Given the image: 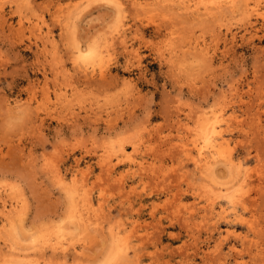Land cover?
<instances>
[{
  "label": "rangeland",
  "instance_id": "374dc122",
  "mask_svg": "<svg viewBox=\"0 0 264 264\" xmlns=\"http://www.w3.org/2000/svg\"><path fill=\"white\" fill-rule=\"evenodd\" d=\"M175 1L0 0V203L20 201V232L26 226L24 234L18 228L10 233L15 238L18 232L17 239L8 236L10 225L2 227L0 264L19 256L32 264H264V0H251L247 10L241 3L233 14L227 9L225 17L203 15L208 0H198L197 12ZM78 47L98 53L95 67ZM215 109L216 120L227 119L218 124L231 151L217 154L223 163L218 159L213 174L202 173L192 161L191 140ZM224 154L243 167L228 166ZM215 169L217 182L207 178L216 180ZM236 170L242 179L251 173L248 182L234 177ZM208 184L225 190L214 197L205 192ZM66 187L89 197L80 202L91 209L88 219L95 220L96 208L103 214L99 228L73 227L80 207L71 202L84 197L73 195L74 201ZM232 188L239 190L231 193L239 196L236 207L235 196L227 197ZM220 206L233 207L228 210L244 222L219 216ZM58 235L67 257L52 251ZM27 238L44 250L32 240L30 247ZM73 250L83 254L73 260Z\"/></svg>",
  "mask_w": 264,
  "mask_h": 264
},
{
  "label": "bare ground",
  "instance_id": "6f19581e",
  "mask_svg": "<svg viewBox=\"0 0 264 264\" xmlns=\"http://www.w3.org/2000/svg\"><path fill=\"white\" fill-rule=\"evenodd\" d=\"M162 1H164V0H162ZM169 1H170V0H169ZM173 1H175V0H172V2H173ZM196 1H197L198 3L195 2V0H188V1H187V0H180L181 3H179V0H178V3H179L180 5L183 4V8H185V9H187V10H188V9L191 10V8L195 6L194 9H195L196 12H197V10H198V8H199V5H201L202 3L199 4V1H198V0H196ZM250 1H251V0H208V3H207V1H206V3H207L206 6L203 5V6H204L203 9H204L205 11L202 10L203 12L201 11V13H202L203 15H205V14H206V15H212V14L214 13L213 16H215V14L217 15L218 13H220V16H224V17H225V14H226V10H227V9H228V11L230 10L231 13H232V12H238V9H241V7H240V4H241V3H244V6H246V7H245V8L243 7V8L246 9V8H248L249 6H251V5H250ZM256 1H257V0H256ZM259 1H260V0H259ZM259 1H257V2H259ZM261 1H262V0H261ZM172 2H171V3H172ZM175 2L177 3V1H175ZM188 2H189V3H188ZM201 2H202V1H201ZM139 3H140V2H139ZM165 3H168V2H165ZM169 3H170V2H169ZM169 3H168V5H170ZM191 3H192V4H191ZM256 4H257V3H256ZM256 4H255V5H256ZM174 5L178 6V5L175 4V3H174ZM257 5H258V4H257ZM260 5H261V4H260ZM260 5H258V6H256V7L259 8ZM172 6H173V5H172ZM241 6H243V5H241ZM200 7H201V6H200ZM178 8H179V7H178ZM201 8H202V7H201ZM251 8H252V7H251ZM253 8H254V7H253ZM253 8H252V10H254ZM173 9H176V8L173 7ZM185 9H184V10H185ZM194 9H193V10H194ZM179 10H180V9H179ZM182 10H183V9H182ZM195 10H194V11H195ZM199 10H200V9H199ZM199 10H198V11H199ZM246 10H247V9H246ZM246 10H245V13H244L245 16H246L247 14H248V16H249L250 14H249L248 12L246 13ZM256 10H258V9H256ZM256 10H255V11H256ZM188 11H189V10H188ZM230 11H229V13H230ZM239 11H240V10H239ZM242 11H244V10H242ZM255 11H254V12H255ZM199 13H200V12H198V14H199ZM201 13H200V14H201ZM204 13H205V14H204ZM241 13H242V12H241ZM256 13H258V12H256ZM191 14H192V13H191ZM198 14H197V16H198ZM200 14H199V16H200ZM202 14H201V15H202ZM232 14H233V13H232ZM239 14H240V12H239ZM259 14H260V13H259ZM192 15H195V14H192ZM218 15H219V14H218ZM241 15L243 16V13H242ZM230 16H231V14H230ZM245 16H244V17H245ZM195 17H196V16H195ZM200 17H202V16H200ZM200 17H198V18H200ZM232 17H235V16L232 15ZM236 17H237V16H236ZM236 17H235V18H236ZM204 18H205V17H204ZM226 18H228V17L226 16ZM246 18H250V17H247V16H246ZM69 25H70V24L68 23V26H69ZM78 48H79V47H78ZM76 52H77V51H76ZM79 53H80V55H81V58H84V62L87 61V62H89L88 64L91 63V65H92L93 67H95L96 64H94V63H95L96 61H95L94 59L96 58V56L98 55V53H96V51H95L94 49H89V50L85 53L84 50H82L81 48H79ZM99 56H100V55H99ZM92 61H93V62H92ZM78 65H80V64H78ZM78 65H77V66H78ZM81 65H83V64L81 63ZM83 66H84V65H83ZM83 66H82V67H83ZM78 67H79V66H78ZM84 67H85V66H84ZM85 69H86V68H85ZM103 76H104V75H103ZM228 99H229V98H228ZM229 100H230V99H229ZM231 100H233V99H231ZM217 109H218V108H217ZM217 109H215V110H217ZM219 109H221V108H219ZM205 113H207V112H204V114H205ZM208 113H209V112H208ZM210 113H212V116H213V113H215V111H214V112L211 111ZM216 113H217V115L213 116V118L207 116V117L204 118V120H202L203 118H202V116L200 115L202 121H199V122L197 121V122H198V125H197V127L195 128V129H196L195 131H196V133H197V136H196L195 139L191 140V141H192V144H191V145H193V149H192V148H191V149H192V151H194V149H195L196 152H197V155L195 154V156L192 157V158H193L192 161L195 162L196 166L199 167L198 169H200V171H201L202 173H205V172L208 173V171H210V173H212V172H211V171H212V168H214V165H217L216 163H217L219 160H220V164L223 163V162H221L222 159H219V158H222L221 155L224 153L223 150H227V151H228V149H230V147H231V146H228V149H227V148L224 149V146H223V145L227 146L226 144H224V143H227V140H225L226 138L223 139V138L225 137V136H223V130H224L225 128H223V126H222V128H221V126L218 124V122L221 121V120H220V121L218 120L219 118H218L217 120L214 118V117L217 118V116H218V110H217ZM204 114H203V116L206 115V114H205V115H204ZM232 114H233V113H231V115H232ZM229 115H230V114H229ZM233 115H234V114H233ZM220 117H221V116H220ZM224 117H225V116H224ZM229 117H230V116H229ZM199 118H200V117H199ZM226 118H228V117H226ZM199 120H200V119H199ZM213 120H214V121H213ZM226 120H227V119H226ZM226 120H224V118L222 117V121L225 122ZM178 121H180V120H178ZM222 121H221V122H222ZM228 121H229V120H228ZM232 121H233V116H232ZM230 122H231V120H230ZM177 123H178V122H177ZM180 123H181V122H180ZM199 123H200V124H199ZM181 124H182V123H181ZM181 124H179L180 127H181ZM227 124H229V123H227ZM225 126H226V125H225ZM225 126H224V127H225ZM233 126H234V125H233ZM148 127H149V126H148ZM185 127H187V126H185ZM230 128H231V127H230ZM146 129H147V127H146ZM184 129H185V128H184ZM191 129H192V128H191ZM222 129H223V130H222ZM226 129H227V128H226ZM228 129H229V128H228ZM148 130H149V129H148ZM229 130H230V129H229ZM146 131H147V130H146ZM224 131H225V130H224ZM144 132H145V131H144ZM149 132H150V131H148V133H149ZM190 132H191V131H190ZM230 132H231V131H230ZM187 133H188V132H187ZM150 134H151V132H150ZM192 134H193V133H192ZM184 135L186 136V132H185ZM184 135H182V136H184ZM182 136H181V137H182ZM188 136H189V135H188ZM194 136H195V135H194ZM229 136H230V135H229ZM138 137H139V136H138ZM165 137H166V136H165ZM178 137H180V136H178ZM228 138H229V137H228ZM230 138H231V136H230ZM145 139H146V138H145ZM145 139H144V140H145ZM164 139H165V138H164ZM167 139H168V138H166V140H162V141H163V142H164V141L166 142ZM184 139L186 140L187 138H184ZM220 139H223V140H220ZM140 140H141V138H140ZM168 140H169V139H168ZM185 140H184V141H185ZM134 141H135V140H134ZM138 141H139V140H138ZM132 142H133V141H132ZM165 142H164V143H165ZM177 142H178V141H177ZM133 143H134V142H133ZM135 143H136V142H135ZM139 143H141V141H139V142L137 143V145H138ZM131 144H132V143H131ZM131 144H130V145H131ZM143 144H144V143H143ZM166 144H169V143L167 142ZM135 145H136V144H134V146H135ZM185 145H187V147H188L189 143H186ZM229 145H230V144H229ZM170 146H172V145H170ZM174 146H175V145H174ZM176 146H177V144H176ZM179 146H180V145H179ZM222 146H223V147H222ZM132 147H133V146H132ZM181 147H182V148H185L184 143H183V146H180V148H181ZM126 148H127V147H126ZM170 148H171V147H170ZM174 148H175V147H174ZM174 148L172 147V149H174ZM176 148H178V147H176ZM176 148H175V149H176ZM188 148H189V147H188ZM133 149H134V150H131V151H135V150H136L135 148H133ZM175 149H174V150H175ZM174 150L171 151L172 154L174 153ZM176 150H177V149H176ZM176 150H175V151H176ZM119 151H121V153H122V148H121ZM131 151H130V152H131ZM136 151H137V150H136ZM168 151H169V150H168ZM230 151H231V149H230ZM177 152H178V151H177ZM177 152H176V153H177ZM184 152H185V151H184ZM121 153H120V154H121ZM126 153H127V151H126ZM128 153H129V152H128ZM178 153H179V152H178ZM227 153H229V152H227ZM115 154H116V153H115ZM115 154H114V155H115ZM170 154H171V153H170ZM193 154H194V153H193ZM217 154L219 155V158H218ZM229 154H230V153H229ZM121 155H122V154H121ZM129 155H130V153H129ZM173 155H174V154H173ZM186 155H187V154H186ZM116 156H117V154H116ZM126 156H128V155H126ZM174 156L176 157V155H174ZM230 156H231V154H230ZM121 157H123V156H121ZM121 157H119V158H121ZM130 157H131V155H130ZM187 157H188V155H187ZM224 157H225V161H226V158H227V157L225 156V154H224ZM111 159H112V158H110V156H109V160H111ZM122 159H123V158H122ZM125 159H127V158H125ZM218 159H219V160H218ZM178 160H179V159H178ZM187 160H188V159H187ZM235 160H236V159H235ZM235 160H234L232 157H229V159H227L226 162H227L228 166L231 165L233 169H234L233 166H242V167H243V165H241V164H242L241 162L238 161V163H236ZM239 160H240V159H239ZM181 161H182V160H181ZM184 161H185V160H184ZM100 162H102L101 164L104 166L103 161L101 160ZM108 162H109V161H108ZM182 162H183V161H182ZM187 162H188V161H187ZM194 162H193V163H194ZM104 163H105V162H104ZM148 163H149V162H148ZM117 164H118V163H117ZM149 164H150V163H149ZM106 165H107V162H106ZM115 165H116V164H115ZM143 165H144V164H143ZM150 165H151V164H150ZM107 166H108V165H107ZM145 166H146V165H145ZM145 166H144V168H145ZM157 166H158V165L156 164L155 170L158 169ZM105 167H106V166H105ZM112 167H113V166H112ZM141 167H142V166H141ZM160 167H161V166H160ZM160 167H159V168H160ZM164 167H165V166H164ZM193 167H194V166H193ZM224 167H225V166H224ZM242 167H239V170H240L241 172H243ZM110 168H111V167L108 168V171L111 170ZM144 168H142V169H144ZM147 168H148V167H147ZM153 168H154V167H153ZM153 168H152V169H153ZM194 168H195V167H194ZM217 168H218V167H217ZM236 168H238V167H236ZM240 168H241V169H240ZM145 169H146V168H145ZM227 169H228V168H227ZM57 170H58V169H57ZM139 170H140V169H139ZM149 170H151V168H149ZM149 170H147V171H149ZM158 170H159V169H158ZM230 170H231V169H230ZM55 171H56V169L54 170V172H55ZM60 171H61V170H59L58 172H60ZM152 171H153V170H152ZM161 171H162V170H161ZM215 171H216V172H215ZM236 171H237V170H236ZM240 171H237L238 175H236L235 173H234V174H235V175H234V174H233V171H232V172L230 171V172L234 175V177H235V176H238V177H239V176L241 175ZM56 172H57V171H56ZM149 172H150V171H149ZM153 172H154V171H153ZM156 172L159 173V171H157V170H156ZM198 172H199V171H198ZM214 172H215L214 176H216V180H215V178H213V175H212V176H209L210 173H209L208 176H207V175H206V176H207V178H209L210 180H214V182H217V176H219V173L217 172V169H215ZM162 173H163V172H162ZM216 173H217V174H216ZM239 173H240V175H239ZM243 173H245V171H244ZM247 173H248V172H247ZM55 174H56V173H55ZM159 174H160V173H159ZM196 174H197V173H196ZM212 174H213V173H212ZM245 174H246V173H245ZM245 174H244V175H245ZM250 174H251V173H250ZM250 174H249V175H250ZM151 175L154 176V173H152ZM163 175H164V174H163ZM165 175H166V174H165ZM198 175H199V174H198ZM201 175H202V174H201ZM203 175H204V174H203ZM203 175H202V177H203ZM244 175H243V176H244ZM249 175H247L246 177H244L245 179H242L243 176L241 175L242 178H241V176H240V178L242 179V181H240V178H237V177H236V179L239 180L240 182H242V184H243V181H244V180L247 181V180L249 179ZM59 176H61V174H60ZM157 176H159V175L156 174V177H157ZM204 176H205V175H204ZM167 177H169V176H167ZM210 177H212V179H211ZM163 178H165V177H163ZM200 178H201V177H200ZM203 178H204V177H203ZM203 178L200 179V180H203ZM205 178H206V177H205ZM207 178H206V179H207ZM218 178H219V177H218ZM56 179H57V183H58L59 180H62L63 182H66V180L64 179V176H63V177L61 176L60 179L56 177ZM58 179H59V180H58ZM165 179H166V178H165ZM167 179H168V178H167ZM64 180H65V181H64ZM71 180L73 181V179H71ZM165 181H166V180H165ZM246 181H245V182H246ZM59 182H61V181H59ZM63 182H62V183H63ZM75 182H77V184H79V182L76 180V181H74V183H73L74 185H75ZM82 182H83V181H82ZM240 182H239V183H240ZM247 182H248V181H247ZM62 183H61V184H62ZM70 183H71V182H70ZM70 183H69V182H68V184H67V183H64V185H65V186H69ZM210 183H213V181H211ZM237 183H238V181H237ZM239 183H238V184H239ZM73 184H72V185L70 184V187H73ZM233 184H234V181H233ZM240 184H241V183H240ZM62 185H63V184H62ZM62 185H61V186H62ZM64 185H63V187H65ZM83 185H84V183L82 184V186H83ZM82 186H81V187H82ZM199 186H200V184H199ZM208 186L210 187L211 185L208 184ZM221 186H222V188H223V186H225V185H221ZM233 186H234V185H233ZM240 186H241L242 189H246L245 187H243V185H240ZM1 187H2V186H1ZM70 187H68V188H70ZM76 187H78V186L76 185ZM81 187H79V188H81ZM83 187H84V186H83ZM209 187H206L205 192L209 190V191H208L209 194H210V192H211V193L214 194L213 196L215 197V196H216V192L219 191V190H217L218 187L216 188V186H215V187H214V186H211L210 189H207V188H209ZM212 187H213L214 189H213ZM4 188H5V187H4ZM66 188H67V187H66ZM66 188H65V189H66ZM68 188H67V189H68ZM201 188H202V187H201ZM215 188H216V190H215ZM219 188H220V187H219ZM237 188H238V187H237ZM6 189H7V186H6ZM71 189H72V188H71ZM71 189H68V192H69ZM212 189H213V192H212ZM220 189H221V188H220ZM13 190H15V189H13ZM16 190H17V189H16ZM16 190H15V191H16ZM78 190H79V189H78ZM83 190H84V189H83ZM210 190H211V191H210ZM222 190H225V187H224V189H222ZM222 190H221V191H222ZM231 190H232V192L230 191V194H229V192H227L228 194L226 193V194H227V197H228V195H231V196L233 195V196H235L234 194H231V193H236V192H238V193H236V194H237V195L239 194V190L236 191V192H235V191L233 192V190H235V188H234V189L232 188ZM4 191L7 192V191H9V190L7 189V191H6V190L4 189ZM17 191H18V194L21 193V192H19V190H17ZM72 191H75V190H71V193H72ZM221 191H220V193H221ZM226 191H228V190H227V187H226ZM241 191H242V190H241ZM75 192L78 193L79 191L77 192V190H76ZM81 192L85 193V192L82 191V190H81ZM208 192H207L206 196L209 198ZM224 192H225V191H224ZM244 192H245V191H244ZM244 192L242 191L241 193H242V194H245ZM8 193H9V194H8V196H9V195H10V192H8ZM71 193H70V196H71V197H72L73 195H74V196H75V195H78V196L80 197V196H82V194H83V193H82V194H81V193L76 194V193L73 192L72 195H71ZM203 193H204V190L202 191V194H203ZM220 193L217 192V194H218L217 196H218V197H219ZM11 194H12L13 196L15 195V194H13V193H11ZM226 194L224 195L225 197H226ZM242 194H241V195H242ZM246 194H247V193H246ZM12 195H11V198H13ZM20 195H23V194L21 193ZM87 195H90V193H89V194H86V196H87ZM241 195H240V196H241ZM204 196H205V193H204ZM217 196H216V197H217ZM222 196H223V195H222ZM231 196H230V197H231ZM2 197H3V196H2ZM9 197H10V196H9ZM71 197H70V199L72 200V198H73V200H74L76 196H75V197H72V198H71ZM79 197H78V199H79ZM82 197L86 198L84 194H83ZM210 197H211V196H210ZM238 197H239V196H238ZM238 197H236V196L233 197V198L231 197V200H230V201H231V203L233 204L234 207H236V205H237V203H236L237 201H236V200H237V199L239 200ZM11 198H10V199H11ZM84 198H82L83 200L80 199L79 201H77L76 205H74L75 203H73V201H72V202H71L72 207H73V206H78V205H79L78 207H80V202L85 201V200H87V201L89 200V199H88L89 197L86 198V199H84ZM90 198H91V197H90ZM228 198H229V197H228ZM236 198H237V199H236ZM240 198H241V197H240ZM242 198H243V195H242ZM1 199H2V198L0 197V200H1ZM3 199H4V198H3ZM17 199H18V198H17ZM11 200L13 201V199H11ZM11 200H10V201H11ZM14 200H15V196H14ZM25 200H26V198L24 197V201H25ZM209 200H211V199L209 198ZM242 200H243V199H242ZM4 201H5V202H4ZM4 201H3L4 204L2 203L3 205H1V203H0V212L2 211L1 216H2V214L4 215V218H3V219H0V231L2 230V227L4 228V231H5V230L8 231V228H6V227H8V226L10 225V228H11L10 230H11V232H9V233L7 232L8 236L10 235V233L13 234L14 231L16 232L17 228H18L17 231H18L19 233H21L22 231L20 232L19 229H21V227H22V226H21L22 222L17 221V220H20V211H19V210H20L19 206H20V204H21L20 201H18L17 203H12V202H10L11 205L6 204V203H7V202H6V199H5ZM74 201H76V200H74ZM96 201H97V200H96ZM85 202H86V201H85ZM212 202H213V201H212ZM238 202H239V201H238ZM241 202H242V201H241ZM8 203H9V202H8ZM82 203H83V202H82ZM82 203H81V204H82ZM86 203H87V202H86ZM92 203H93V202H92ZM239 203H240V202H239ZM77 204H78V205H77ZM84 204H85V203H84ZM212 204H213V203H212ZM240 204H241V203H240ZM243 204H244V203H243ZM243 204H242V205H243ZM246 204H247V203H246ZM27 205H28V204H27ZM87 205H89V204H87ZM99 205H100V204H99ZM216 205H217V204H216ZM242 205H241V206H242ZM94 206H95V205H94ZM96 206H97V205H96ZM96 206H95V208H96ZM223 206H224V205H223ZM223 206H220V207H221L220 209H223V210H222V211H219V213H220L219 216L224 217V218H226V219L228 218V220H230L229 218H231V217H235V218L238 219V220H239V219H240V220L242 219V221L244 222V219H243L244 217L240 216V214H238L237 211H234V210H233L232 212H230L231 209H232L233 207H232V208L230 207L231 209L228 208V209L230 210V211H229L227 208H226V209L223 208ZM247 206H248V205H247ZM91 207H92V206H91ZM91 207H90V208H91ZM217 207H218V206H217ZM243 207H244V205H243ZM93 209H94V207H93ZM96 209H98V208H96ZM96 209L92 210V212H94V215H93V216L95 217V218L93 217V218L95 219V220L93 221L92 219H88V218H90V217H88V218L86 217V216H88V215L86 214V211L88 212V211H90L91 209H88V208L85 209L84 206H83V207H80V209H78V212H76L77 214H73V215H76V216H75L76 218L74 217L75 219H73L75 222L72 220V221H73V227L75 226L74 223H76V225H78L79 227H81L82 230H87V229H89L90 225H91V229H92V230H95V229H93V227H94L93 225H99V226H98V228H99L100 225H101V222H102L101 220L104 219V218H102L103 214H100V215H99V213L96 214V213H97V212L95 211ZM100 209H101V207H100ZM220 209H219V210H220ZM25 210H26V208H25ZM27 210H28V209H27ZM216 210H217V209H216ZM21 211H23V210L21 209ZM97 211H98V210H97ZM26 212H27V211H26ZM95 212H96V213H95ZM98 212H99V211H98ZM102 212H103V210H102ZM191 212H192V214H193V212H195V211L193 210V211H191ZM191 212H190V215H188L189 217H188V216L186 217V218H188V219L190 218V221L192 220V219H191V218H192V217H191V215H192ZM216 212H217V211H216ZM71 213H72V212H71ZM110 213H111V212H110ZM92 214H93V213H92ZM208 214H209V213H208ZM14 215H16V216H14ZM209 215H210V214H209ZM217 215H218V214H217ZM25 216H26V215H25ZM71 216H72V215H71ZM71 216H70V217H71ZM219 216H218V217H219ZM13 217H14V218H13ZM103 217H104V216H103ZM105 217H106V216H105ZM176 217H177V216H176ZM181 217H182V216H181ZM71 219H72V218H71ZM105 219H106V222L110 221V218H109L108 221H107L108 218H105ZM180 219H181V218H180ZM182 219H183V218H182ZM231 219H232V218H231ZM184 220H185V218H184ZM213 220H214V219H213ZM218 220H219V219H218ZM21 221H23V220H21ZM25 221H26V219L24 218V223H25ZM92 221H93V222H92ZM180 221H182V220H180ZM186 221H188V220H186ZM232 221H234V219H233ZM17 222H18V226H17ZM19 222H20V223H19ZM91 223H92V224H91ZM103 223H104V221H103ZM103 223H102V224H103ZM110 223H111V221H110ZM187 223H188V222H187ZM19 224H20V225H19ZM115 224H116V223H115ZM109 225H111V224H109V222H108V226H109ZM113 225H114V224H113ZM216 225H217V224H216ZM23 226H24V224H23ZM5 228H6V229H5ZM23 228H24V227H23ZM76 228L78 229V227H76ZM108 228H109V227H108ZM116 228H117V225H116ZM15 229H16V230H15ZM24 229H25V231H26V226H25ZM24 229H23V230H24ZM57 229H60V228H57ZM79 229H80V228H79ZM79 229H78V230H79ZM100 229L102 230V226H101ZM110 229H111V228H110ZM118 229H119V228H118ZM10 230H9V231H10ZM52 230H54V228H53ZM78 230H77V231H78ZM113 230H114V228H113ZM228 230H229V229H228ZM4 231H3V232H4ZM25 231H24V232H25ZM47 231H48V230H47ZM56 231H57V230H56ZM63 231H66V230L63 229ZM63 231H61V232H63ZM74 231H75V228H74ZM102 231H103V230H102ZM111 231H112V229H111ZM18 232L16 233V237H15L16 239H17V234H18ZM24 232H22V234H24ZM92 232H93V231H92ZM96 232H97V231H96ZM100 232H101V231H100ZM109 232H110V231H109ZM112 232H113V231H112ZM5 233H6V232H4V234H5ZM43 233H44V232H43ZM49 233H50V232H49ZM64 233H65V232H64ZM78 233L81 234V232H78ZM97 233H99V232H97ZM107 233H108V232H107ZM117 233H118V232H117ZM117 233L113 232L112 234H114L113 236H116ZM134 233H135V232H134ZM12 234H11L10 236L13 238V235H14V234H13V235H12ZM22 234H21V239H22V242L24 243V240H23V238H22ZM66 234H67V231H66ZM72 234H73V233H72V231H71V234H70V235H72ZM103 234H104V233H103ZM103 234H102V235H103ZM229 234H230V233H229ZM5 235H6V234H5ZM18 235H19V234H18ZM42 235H44V234H42ZM55 235H56V233H55ZM63 235H64V234H62V236H63ZM74 235H76V232H74ZM89 235H90V234H89ZM102 235H101V236H102ZM130 235H131V234H130ZM134 235H135V234H134ZM60 236H61V235H60ZM60 236H59V235L57 236V241H56V243H54V245L52 246V248H53L52 251L56 252V251L59 250V251H61L63 254H65V257H67V253H68L69 248H68L67 245H65V244L63 243V241H61V240H60L61 242L58 241V239L60 238ZM76 236H77V235H76ZM80 236H81V235H80ZM86 236H87V235H86L85 232H84L83 237L85 238ZM93 236H94V238H95L96 235H93ZM101 236L99 235V237H101ZM113 236L110 237L111 241H112ZM11 237H10V239H11ZM50 237H51V236H50ZM55 237H56V236H55ZM58 237H59V238H58ZM64 237H65V236H64ZM74 237H75V236H74ZM74 237L72 236V240L75 239ZM83 237H82V238H83ZM89 237H90V236H89ZM0 238H1V236H0ZM15 238H13V239H15ZM65 238H66V237H65ZM96 238H98V237H96ZM118 238H120V235L118 236ZM129 238H130V237H129ZM129 238H128V240H129ZM2 239H3V238H2ZM4 239H5V238H4ZM10 239H9V240H10ZM13 239H12V240H13ZM21 239H19V240L21 241ZM27 239H28V238H27ZM45 239H46V238H45ZM70 239H71V238H70ZM85 239H86V238H85ZM87 239H88V238H87ZM114 239H115V238H114ZM114 239H113V240H114ZM7 240H8V239H7ZM12 240H10V242H11ZM31 240H32V242L34 243V241H35L34 238H33V239L31 238ZM31 240H30V239L27 240V242L30 241V242H29V245L32 243ZM33 240H34V241H33ZM65 240H66V239H65ZM72 240H71V241H72ZM79 240H81V239H79ZM115 240H116V239H115ZM118 240H119V239H118ZM118 240H117V241H118ZM120 240H122V238H121ZM2 241L5 242V240H2ZM15 241L17 242L18 240H14V242H15ZM41 241H42V240H41ZM48 241H49V240H48ZM111 241H110V245H112V244H111ZM125 241H126V240H124V242H125ZM16 242H15V243H16ZM49 242H50V241H49ZM52 242H53V241H51V243H52ZM127 242H128V241H126V243H127ZM140 242H141V241H140ZM11 243H12V242H11ZM33 243H32V244H33ZM41 243H42V242H41ZM119 243H120V241H119ZM121 243H123V241H121ZM126 243H125V244H126ZM42 244H43V243H42ZM45 244H46V242H45L43 245H45ZM52 244H53V243H52ZM85 244H86V243H85ZM85 244H84V245H85ZM87 244H89V243H87ZM136 244H137V243H136ZM21 245H22V244H21ZM68 245H69V246H72V243L70 244V241H69ZM74 245H75V244H74ZM126 245H127V244H126ZM17 246H18V245H16L15 247L17 248ZM34 246H35V249H36V248L39 247V244H38V243H37V244L34 243V245H33L32 247L34 248ZM41 246H42V245H41ZM41 246H40V247H41ZM85 246H86V245H85ZM85 246H83V247L86 248ZM121 246L124 247L123 244H122ZM121 246H119V248H120ZM12 247H14L13 243H12ZM15 247H14V249H15ZM30 247H31V245H30ZM42 247L44 248V246H42ZM83 247H81V248H83ZM137 247H139V246H137ZM137 247H136V248H137ZM43 248H38V249H41V250H42ZM49 248H50V247H49ZM84 248H83V249H84ZM114 248H115V247H114ZM25 249L30 250L29 247H27V243H26V247H25ZM35 249H34V250H35ZM74 249H75V248H74ZM83 249H82V250H83ZM109 249H110V246H109ZM124 249H125V248H123V250H122V248H121L122 253L124 252V254L126 253L125 255H129V254L127 253L129 248H127V251L124 250ZM140 249H142V248H140ZM9 250L11 251L12 249L10 248ZM32 250H33V249H32ZM43 250H44V249H43ZM71 250H72V249H71ZM119 250H120V249H119ZM17 251H19V253H22V252H21L22 250L20 251L19 249H17ZM30 251H31V250H30ZM30 251H29V252H30ZM85 251H86V250L84 249V252H85ZM139 251H140V250H138V252H139ZM173 251H174V250H173ZM33 252H34V251H33ZM35 252H36V251H35ZM54 252H53V253H54ZM117 252H118V250L116 251V253H117ZM175 252H176V251H174V253H175ZM13 253H14V252H13ZM19 253H18V254H19ZM42 253H43V252H42ZM73 253H74V250H73ZM76 253H77V254H76ZM76 253L73 254V256H74V257H73V260H76V259H74V258H75V254H76V255H79V256H80L81 254H83L82 252H79V251H76ZM116 253H115V256L117 255ZM139 253H140V252H139ZM171 253H172V252H171ZM6 254H7V252H6ZM24 254H25V253H24ZM103 254H104V253H103ZM103 254H102V255H103ZM120 254H121V253H120ZM176 254H177V253H176ZM181 254H182V253H181ZM29 255H30V254H29ZM43 255H44V254H42V256H43ZM59 255H60V252H59ZM85 255H86V253H85ZM140 255H141V254H140ZM174 255H175V254H174ZM7 256H8V254H7ZM10 256H12V255L10 254ZM26 256H27V257H26ZM31 256H32V255H31ZM31 256H30V257H31ZM47 256H48V255H47ZM22 257H23V256H22ZM25 257H26V258H30L27 254L25 255ZM32 257H33V256H32ZM44 257H45V256H44ZM48 257L50 258V256H48ZM52 257H53V256H52ZM62 257H64V256H62ZM65 257H64V259H65ZM122 257H124V256H122V254H121V257H119V254H118V258H119L120 260L124 259V258H122ZM126 257H127V256H126ZM129 257H130V258H129L130 261H131V259H133V261H134V258H131V256H129ZM132 257H133V256H132ZM97 258H98V257H96V259H97ZM102 258L105 259V257H102ZM113 258H114V257H113ZM121 258H122V259H121ZM136 258H137V256H136ZM38 259H39V258H38ZM53 259H54V257L51 258V263H53V261L56 260V259H54V260H53ZM58 259L61 261V257H59ZM78 259H79V258H78ZM80 259H81V258H80ZM85 259H87L86 256H85ZM88 259H89V258H88ZM107 259H108V258H107ZM115 259H116V257H115L114 260H113L114 262L117 261V260H115ZM119 259H118V261H119ZM129 259H128V260H129ZM62 260H63V259H62ZM124 260H125V259H124ZM124 260L121 261V262L123 263ZM27 261H28V262L26 263V261H24L23 259H21V256H19V257H17V258H16L13 262H11V263H12V264H28V263H29V264H32L31 261H29V260H27ZM46 261H47V260H46ZM91 261H92V260H91ZM102 261H103V259H102ZM102 261H101V262H102ZM106 261H107V260H106ZM118 261H117V262H118ZM135 261H136V260H135ZM185 261H186V260H185ZM98 262L100 263L99 260H98ZM125 262H126V261H125ZM182 262H183V261H182ZM187 262H188V261H187ZM11 263L9 262L8 264H11ZM71 263H72V262H71ZM79 263H80V262H79ZM83 263H84V262H83ZM106 263H107V262H106ZM119 263H120V262H119ZM119 263H117V264H119ZM127 263H128V262H127ZM134 263H135V262H134ZM134 263H132V264H134ZM33 264H42V263H40V262L37 261V263H33ZM48 264H49V263H48ZM69 264H70V263H69ZM75 264H77V263H75ZM85 264H87V263L85 262ZM113 264H114V263H113ZM123 264H124V263H123ZM186 264H187V263H186ZM188 264H189V263H188Z\"/></svg>",
  "mask_w": 264,
  "mask_h": 264
}]
</instances>
